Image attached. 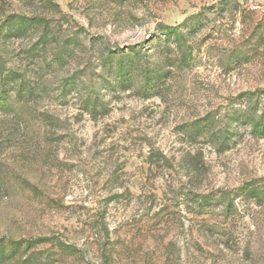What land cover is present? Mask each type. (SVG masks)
Returning a JSON list of instances; mask_svg holds the SVG:
<instances>
[{
	"label": "rangeland",
	"instance_id": "374dc122",
	"mask_svg": "<svg viewBox=\"0 0 264 264\" xmlns=\"http://www.w3.org/2000/svg\"><path fill=\"white\" fill-rule=\"evenodd\" d=\"M194 13L157 94L115 83L107 55L157 61L160 26ZM14 16L42 24L0 34L31 91L0 111L1 238H50L28 251L45 264H264V195L243 193L264 191V137L227 118L264 90V0H0V31Z\"/></svg>",
	"mask_w": 264,
	"mask_h": 264
},
{
	"label": "trees",
	"instance_id": "16d2710c",
	"mask_svg": "<svg viewBox=\"0 0 264 264\" xmlns=\"http://www.w3.org/2000/svg\"><path fill=\"white\" fill-rule=\"evenodd\" d=\"M41 21L35 18L14 16L10 18L6 27L0 31L1 36H19L29 29L41 26ZM204 18L201 13H194L186 17L183 22L177 25H161L158 31L162 35L160 44L168 48V51L156 54L157 61L143 59V55L135 48L128 53L121 55H107L103 64L110 70L114 76V81L118 86H129L134 74L139 76L138 89L143 94L155 95L161 87V81L171 72L172 68L182 62H191V51L187 45V36L194 35L203 28ZM43 31L42 39L47 40L51 33L46 34ZM62 58V57H61ZM105 82L106 80L103 79ZM25 81L21 75L15 71H3L0 66V111L8 112L14 110V105L19 101L18 97L28 96L30 94L29 87L25 86ZM260 93H248L245 97L249 100V105L233 109L227 112V118L236 122L248 125L251 133L264 137V100L260 98ZM258 93V94H256ZM94 106V105H93ZM212 120L204 122L201 125H191L188 129L194 135L202 133L203 126H209ZM224 138H228L223 133ZM221 144H224L222 139ZM245 196L250 198H260L264 195V191L254 185L243 188ZM229 197H227L228 199ZM202 202H206L202 198ZM43 241H51L48 239H28V240H6L0 237V264L10 260H16V264H45V261L29 253V249L35 244ZM60 254H75L78 252L75 246L58 241L55 245ZM50 255H47L49 258Z\"/></svg>",
	"mask_w": 264,
	"mask_h": 264
}]
</instances>
